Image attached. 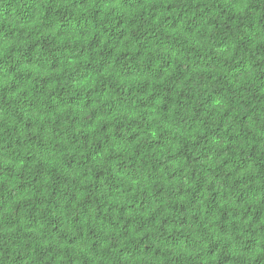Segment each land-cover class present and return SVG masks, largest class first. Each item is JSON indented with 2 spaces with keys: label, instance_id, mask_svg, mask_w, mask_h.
<instances>
[{
  "label": "clouds",
  "instance_id": "clouds-1",
  "mask_svg": "<svg viewBox=\"0 0 264 264\" xmlns=\"http://www.w3.org/2000/svg\"><path fill=\"white\" fill-rule=\"evenodd\" d=\"M0 264H264V0H0Z\"/></svg>",
  "mask_w": 264,
  "mask_h": 264
}]
</instances>
